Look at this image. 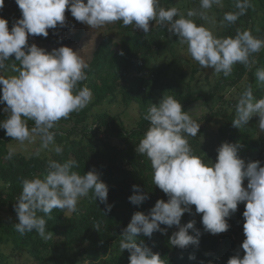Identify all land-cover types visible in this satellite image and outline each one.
<instances>
[{
	"label": "clouds",
	"instance_id": "clouds-1",
	"mask_svg": "<svg viewBox=\"0 0 264 264\" xmlns=\"http://www.w3.org/2000/svg\"><path fill=\"white\" fill-rule=\"evenodd\" d=\"M15 3L22 19L14 22L11 31L9 22L0 18V70L13 55L14 62L19 63V67L12 65L17 75L7 78L0 75V104L7 105L4 108L7 118L0 121V129L21 145L39 137L41 150L54 145L55 133L51 130L57 123L85 108L92 96L86 86L78 87L87 79L89 67L80 55L83 49L77 52L62 46L48 52L36 44H28L30 35L47 38L49 29L66 27V10L92 30L120 21L123 26H134L147 35L153 22L166 26L181 45H187L188 53L201 68H211L225 77L235 64L247 66L252 54L264 49V39L253 36L250 30H237L235 37L218 38L192 19L183 15L175 18L178 9L160 7L159 0H15ZM200 5L201 9L209 10L213 5L222 6V0H200ZM3 7L4 0H0V9ZM250 7L251 0H235L237 11L226 12L224 20L234 24ZM195 15L193 10L187 12V17ZM199 15L208 19L205 11ZM255 77L264 84V68L257 69ZM189 113L175 96L168 94L148 107L144 119L149 128L135 150L150 160L153 183L168 200H158L148 215L133 214L120 236V250L130 252V264H164L159 253H154L143 241L137 242V236L151 238L155 232L167 235V229L161 225L177 226L179 230L170 237V245L182 250L198 247L202 233L195 228V220L181 224L185 213L192 214L191 206H195L196 214H202L205 232L217 235L229 230L228 219L239 204L245 203L246 239L241 245L244 255L241 257L238 252L227 264H264V167L259 161L246 163L239 155L243 147L239 142H224L217 149L216 162L205 164L189 145L188 137H196L200 131V124ZM254 116L259 117L257 127L264 132V98L256 99L248 87L238 99L232 126L240 129ZM29 120L34 121L31 129ZM52 150L57 155L63 151L60 146ZM13 155L14 151L9 150L4 158L10 160ZM75 167L72 160L63 163L49 160L43 178L22 180V191L15 205L19 221L16 231L21 234L35 231L47 240L53 233L46 232V220L38 213L50 216L54 209L75 212L80 198L90 194L93 200L107 205L109 188L99 173L93 169L81 175L73 170ZM133 192L129 197L133 205H141L148 199L139 185L133 186ZM111 208L112 205H107L104 214ZM190 230L195 234L190 235ZM189 259L194 260L195 256Z\"/></svg>",
	"mask_w": 264,
	"mask_h": 264
},
{
	"label": "trees",
	"instance_id": "trees-1",
	"mask_svg": "<svg viewBox=\"0 0 264 264\" xmlns=\"http://www.w3.org/2000/svg\"><path fill=\"white\" fill-rule=\"evenodd\" d=\"M166 1L170 3V0ZM14 2L15 0H4V7L0 9V18L9 22L10 31L14 22L22 19V12ZM254 2L261 3L263 10L262 24L258 29L255 26L257 13ZM235 11H237L235 2L234 8L230 7L225 12L219 11V20L223 23L221 38L235 37L237 30H250L253 36L264 39V0H251V7L246 14L240 16L234 24H229L224 20V15L226 12ZM65 16L67 26L71 25L74 19L71 12L66 10ZM64 28L58 26L56 29H49L47 38L30 36L40 43L49 44L54 42V34ZM150 28L151 31L147 35L142 32L132 37H123L124 54L116 59L111 58V46L108 42H103L98 47L93 60L88 64L87 79L78 85L84 87L91 84L94 89L95 100L91 107L108 98H114L117 93H122L128 102L132 97L139 96V94L132 96L130 91H127L129 88L127 85L134 83L150 60L161 51L164 47V38L168 34L166 26H160L155 22ZM255 57L256 53L252 54L247 66L237 64L235 78L229 80L222 74L217 84L208 92L196 91L189 86L185 92L183 90L178 92L175 98L184 109L201 101L210 102L216 98L223 86L239 83H243L240 95L251 87L256 99L264 98V84H259L255 77L256 69L264 68V55L258 58V64L254 67ZM14 61L13 55L5 64L12 66L15 63L16 67H19V63ZM108 68L114 72L104 76ZM96 80H101L102 83L96 84ZM163 80V74L157 71L153 89L161 88L164 85ZM230 107L228 102H224L218 112L202 119L216 120L219 128L216 133V144L212 143L216 147L215 151L201 160L207 164L212 158L215 163L217 149L224 142H239L243 145L239 152L240 157L246 163L259 161L261 167H264V132L260 131V135L254 138L252 134L237 130L232 126L235 115L233 111L229 113ZM102 128L111 129L118 136V143L113 144L110 140L101 139L98 133ZM148 128L149 122L143 119L136 128L119 129L114 118L103 115L99 118L96 129L92 131L71 130L64 136L55 134L59 143L63 145V152L54 160L61 163L74 161L77 167L73 170L81 175L95 169L102 182L109 188L107 205H112V208L105 215L107 205L99 200H93L90 194L89 197H85L82 205L77 206L75 212L54 209L50 216L38 213L46 220V232L53 233L47 240L40 238L35 231L25 234L16 231L15 225L19 221L15 205L22 191V180L37 176L43 178L47 173L49 160L35 154L26 157L16 153L10 160H6L4 157L9 152L6 142L12 141L13 138L7 135L0 137V247L6 245L12 247L14 252L27 256L21 264H48L52 260L62 261L59 264H130V252L120 250V236L124 229L131 222L135 212L148 215L158 200L163 199L165 202L168 200L167 195L153 183L150 160L135 150ZM256 130L257 128H254L253 133ZM208 150H213V147ZM247 183L245 180L243 184L245 188ZM134 185H139L142 192L148 196L141 205H133L129 200L134 194ZM191 207L192 214L185 213L181 218V224L186 225L195 220V228L202 233L198 247L190 246L183 250L173 247L169 243L170 238L160 232L153 233L151 238L140 234L137 236V242L143 241L154 253H159L164 264H227V261L238 252L241 257L244 255L241 245L246 239L243 229L245 203L239 204L237 211L228 219L229 230L217 235L205 232L202 214L195 213L194 205ZM161 228H166L171 235L179 230L177 226L168 228L161 225ZM189 234L195 233L190 230ZM68 250L73 251V257L64 254ZM50 252L55 256L49 257ZM190 256H195V259H189ZM2 262L4 261H0V264H3Z\"/></svg>",
	"mask_w": 264,
	"mask_h": 264
},
{
	"label": "rangeland",
	"instance_id": "rangeland-1",
	"mask_svg": "<svg viewBox=\"0 0 264 264\" xmlns=\"http://www.w3.org/2000/svg\"><path fill=\"white\" fill-rule=\"evenodd\" d=\"M160 7L169 9L171 7H176L178 9L179 15L175 18H179L183 15L185 18L192 19L198 26L203 25L212 33L221 38V33L223 31V23L219 20V11L225 12L230 7L234 8V0H222L221 5H213L209 10L201 9L200 0H170V3L166 0H159ZM261 2V1H260ZM15 5V2H14ZM13 5V6H14ZM256 9L255 23L256 28L262 24V14L263 10L261 3L254 2ZM193 10L197 15L193 17H187V12ZM205 11L208 17L207 20L201 18L199 13ZM174 18V19H175ZM143 30L134 29V26H123L122 22L117 21L114 23L106 24L99 29H90L87 25L73 19V23L66 26L64 29L55 33L52 43H40L34 40L31 36L28 37V43L36 44L38 47L46 49L51 52L53 49H58L62 46H67L73 51H81L80 55L83 57L85 62L89 64L94 57L95 52L98 47L103 42H108L111 46L110 55L112 59L121 57V53L124 54V48L122 46V38L125 36H133L137 33H142ZM163 48L156 56H154L150 62L145 67L143 73L135 79V82L129 84L127 91H130L131 95H137L131 98L128 102L122 93H117L114 98H108L99 105L91 107L95 100L94 89L91 84L85 85L91 91V100L85 108L77 112H73L66 119H61L57 125L51 130L58 135H66L71 130L78 131H92L96 129L97 122L99 118L103 115H108L115 119L116 125L119 129L131 130L136 128L138 123L144 119L148 107L153 104H158L165 94L175 96L178 92L183 90L184 92L190 86L196 91L208 92L211 90L220 79L222 73L216 74L211 68H201L198 62L192 59L187 51V45H181L178 42V37L169 33L167 37L164 38ZM264 55V49H261L259 53H256V61L254 62V67L258 64V58ZM238 64V63H237ZM237 64L233 66L232 72L227 79L235 78L234 73L237 72ZM6 67L0 70V75L5 78L17 75L12 70V66L5 64ZM261 68V67H260ZM258 68V69H260ZM160 71L163 74L164 85L161 88L153 89V84L156 76V72ZM257 71V69H256ZM114 70L108 68L104 76L113 73ZM96 84L102 83L101 80H96ZM261 84V83H259ZM84 86V87H85ZM2 89V85H0ZM243 89V83L233 86H223L219 94L210 102H198L192 106L186 107L183 110L190 112L191 118L200 124V131L197 137H188L189 145L192 149L194 155L199 158H204L210 155V153L215 151L212 143L215 142L218 132V124L216 120L204 121L202 120L206 116H210L213 113L218 112L224 102L230 104L229 113H234L236 115V103L240 97L241 90ZM0 96H2V91H0ZM7 107L5 104H0V121L7 118V114L4 112V108ZM84 112V113H83ZM77 113V114H76ZM202 120V122H200ZM259 122V117H253L249 124L237 129L243 133L252 134L254 138L260 135V130L257 127ZM28 127L31 129L34 127V121L29 120ZM254 128L257 130L253 133ZM99 137L101 139L110 140L113 144L118 143V136L114 134L111 129L102 128L99 131ZM6 136V130L0 129V137ZM54 145H50L49 149H40L39 137H36L33 142H25L21 145L19 142L12 140L6 142L7 150H13L16 154H23L26 157H30L35 154L41 158H47L48 160H54L58 155L52 150L55 146L62 147L63 145L59 143V140L54 138ZM216 144V142H215ZM213 147V150H208ZM208 150V152H207ZM63 152V151H62ZM60 155V154H59ZM211 158L207 164L213 163ZM151 167V174L153 175V169ZM85 197L80 198L77 206L84 203ZM172 235L167 231V237L170 238ZM69 257H73V251H65ZM49 257L55 256L53 252L48 254ZM27 256L21 255L20 252H14L12 247L2 245L0 247V261L3 264H21ZM62 261L52 260L48 264H59Z\"/></svg>",
	"mask_w": 264,
	"mask_h": 264
}]
</instances>
